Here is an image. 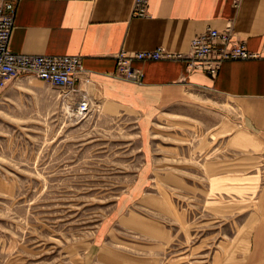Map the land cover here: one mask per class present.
Returning a JSON list of instances; mask_svg holds the SVG:
<instances>
[{"label": "rangeland", "instance_id": "374dc122", "mask_svg": "<svg viewBox=\"0 0 264 264\" xmlns=\"http://www.w3.org/2000/svg\"><path fill=\"white\" fill-rule=\"evenodd\" d=\"M77 90L83 114L35 78L0 89V264H247L264 140L236 102L192 87L148 110Z\"/></svg>", "mask_w": 264, "mask_h": 264}, {"label": "crops", "instance_id": "0c3cea01", "mask_svg": "<svg viewBox=\"0 0 264 264\" xmlns=\"http://www.w3.org/2000/svg\"><path fill=\"white\" fill-rule=\"evenodd\" d=\"M3 1V0H0ZM135 0H18L9 48L31 55L81 56L89 81L106 97L152 110L196 87L233 99L248 131L264 140V56L227 61L218 75L188 73L181 61L133 63L141 88L114 76L120 50L164 48L188 53L208 28L232 27L247 49L264 55V0H149L147 16L134 17ZM247 264H264V185L260 219Z\"/></svg>", "mask_w": 264, "mask_h": 264}, {"label": "built area", "instance_id": "2783aa9c", "mask_svg": "<svg viewBox=\"0 0 264 264\" xmlns=\"http://www.w3.org/2000/svg\"><path fill=\"white\" fill-rule=\"evenodd\" d=\"M17 1H0V89L16 79L35 78L52 87L74 91L75 97L80 100L75 104V110L78 114L85 113L89 109V100L77 90L86 74L81 56L31 55L10 50L9 41L15 24ZM148 2L135 0L133 16L146 17ZM263 56L249 51L244 43L237 40L231 26L224 30L208 28L191 41L188 53H169L164 48L143 52L120 50L115 57L117 69L114 76L142 84L144 73L135 68L133 63L161 60L181 61L188 73L202 71L216 76L222 64L227 61L255 60Z\"/></svg>", "mask_w": 264, "mask_h": 264}]
</instances>
